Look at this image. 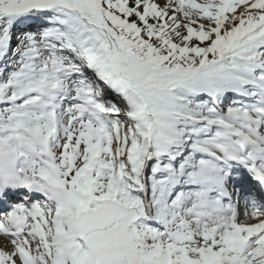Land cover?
I'll return each instance as SVG.
<instances>
[{
    "label": "snow or ice",
    "instance_id": "obj_1",
    "mask_svg": "<svg viewBox=\"0 0 264 264\" xmlns=\"http://www.w3.org/2000/svg\"><path fill=\"white\" fill-rule=\"evenodd\" d=\"M0 264H264V0H0Z\"/></svg>",
    "mask_w": 264,
    "mask_h": 264
}]
</instances>
